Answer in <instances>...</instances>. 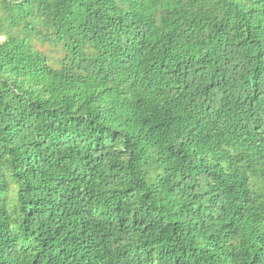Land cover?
<instances>
[{
  "label": "trees",
  "instance_id": "obj_1",
  "mask_svg": "<svg viewBox=\"0 0 264 264\" xmlns=\"http://www.w3.org/2000/svg\"><path fill=\"white\" fill-rule=\"evenodd\" d=\"M0 264H264V0H0Z\"/></svg>",
  "mask_w": 264,
  "mask_h": 264
}]
</instances>
